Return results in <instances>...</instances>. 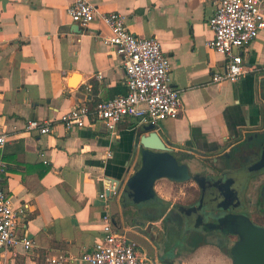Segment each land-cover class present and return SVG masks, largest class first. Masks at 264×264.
Here are the masks:
<instances>
[{"label":"crops","instance_id":"0c3cea01","mask_svg":"<svg viewBox=\"0 0 264 264\" xmlns=\"http://www.w3.org/2000/svg\"><path fill=\"white\" fill-rule=\"evenodd\" d=\"M87 1L99 13L123 15L133 35L159 41L171 63L181 111L154 124V131L190 173L212 180L221 171L220 157L227 170L239 157L259 152L264 30L239 51L245 74L236 82L215 84L211 77L226 58L208 46L213 39L208 19L215 12L209 0ZM69 4L0 0V134L6 136L0 160L7 170L2 186L13 208L24 211L19 233L33 243L30 252L17 247L0 253V264H49L51 259L88 264L79 257L101 239L105 210L113 228L136 243L145 264H232L224 235L187 231L184 221L178 235L171 214L177 199L170 204L172 195L165 190L176 182L158 179L155 196L141 202L126 199L117 187L115 181L125 183L139 167L136 145L150 121L127 118L113 135L99 123L71 130L58 124L75 106L93 109L126 94L120 58L105 42L109 28L99 18L80 28L67 13ZM31 119L51 122L52 132L25 130ZM113 186L115 193L101 199ZM188 188L191 183L179 191L192 200L196 194ZM189 233L194 237L188 239Z\"/></svg>","mask_w":264,"mask_h":264},{"label":"built area","instance_id":"2783aa9c","mask_svg":"<svg viewBox=\"0 0 264 264\" xmlns=\"http://www.w3.org/2000/svg\"><path fill=\"white\" fill-rule=\"evenodd\" d=\"M215 5L214 14L208 19L213 31L209 41L210 49L226 58L222 70L212 75L215 84L236 82L245 74V66L240 50L250 45L264 30V0H209ZM67 13L72 22L80 28L99 18L110 34L106 44L114 48L123 68L126 94L101 101L89 109L78 105L62 115L58 124L65 130L85 129L99 123L115 134L117 126L127 118L148 120L153 125L159 121L175 119L181 111L178 90L171 86V63L154 37H140L130 33L125 25V17L119 13H99L87 0H70ZM97 78H101L98 75ZM48 121L28 120L25 130L40 135L52 132ZM6 136L0 134V148ZM7 175L6 165L0 160V253L14 251L22 247L25 252L32 250L33 243L26 235L19 233L20 217L23 209L16 211L10 196L2 186ZM116 187L107 188L100 194L106 201ZM104 205L103 208H105ZM102 236L90 253H83L79 260L88 264H145V258L135 242L124 233L116 231L107 210L102 216ZM72 259L49 260V264H71Z\"/></svg>","mask_w":264,"mask_h":264},{"label":"water","instance_id":"95a60500","mask_svg":"<svg viewBox=\"0 0 264 264\" xmlns=\"http://www.w3.org/2000/svg\"><path fill=\"white\" fill-rule=\"evenodd\" d=\"M145 131L148 133L141 135L136 145L141 157L139 167L125 183L115 181L117 187H122L126 199L141 202L153 198L154 183L160 178L173 182L193 180L203 192L207 187L213 186V178L207 180L205 177L192 175L186 164L179 163L154 131V125H150ZM201 219L205 233L221 231L223 235H228L229 231L223 227L231 224L238 225L231 231L239 236L238 241L230 249L232 264H264V229L254 227L241 217L230 215L222 217L214 227L208 223L213 220L210 216L202 214Z\"/></svg>","mask_w":264,"mask_h":264},{"label":"flooded vegetation","instance_id":"af4514ba","mask_svg":"<svg viewBox=\"0 0 264 264\" xmlns=\"http://www.w3.org/2000/svg\"><path fill=\"white\" fill-rule=\"evenodd\" d=\"M191 202L186 207H177L187 231L205 233L201 224L202 214L213 219L208 221L211 227L217 225L222 217L230 215L264 229V142L258 153L239 157L227 170L216 172L213 186L207 187L204 192L199 188V196ZM231 225L222 226L229 231L224 237L230 249L239 239L237 234L231 233L238 225ZM213 233L223 235L221 231Z\"/></svg>","mask_w":264,"mask_h":264},{"label":"rangeland","instance_id":"374dc122","mask_svg":"<svg viewBox=\"0 0 264 264\" xmlns=\"http://www.w3.org/2000/svg\"><path fill=\"white\" fill-rule=\"evenodd\" d=\"M219 160L221 161V164L219 165V168L221 169V171L223 170V168H227L229 165H228V163L227 164H224L223 163V159H222V157H220L219 158ZM209 164L211 165V164H213V163H211V162H209ZM192 175H196V174H192ZM190 181V180H189ZM192 184V188H188V190L189 191H191V192H195V196L192 198V200H191V198H188V196H183L182 194H181V192L179 191V189L181 188V187H183V188H185V187H187L189 184ZM255 183V182H254ZM173 184V187L172 186H170V187H167L165 190L167 191V192H170L171 193V195H172V197H170V199H169V203L171 204L173 201H175V199H177V201H176V205H174L173 207V210L171 211V214L172 215H174L175 216V219H176V225H177V231H179L180 233L178 234L179 236L181 235V233H183V230H184V228H183V218H182V216L180 215V213H179V211L177 210V207H186V206H188V205H190L192 202L191 201H194V200H196V198L198 197V190H197V188H199V187H197L198 185H197V183L195 182V181H193V180H191L190 182H186V183H178V182H176V183H172ZM256 184V183H255ZM254 190V189H253ZM252 190V191H253ZM252 194H254L253 192H252ZM180 197L182 198L183 197V201H180ZM187 197V198H186ZM175 230V229H174ZM189 238L188 239H190V238H193L194 236L191 234V233H189V236H188ZM216 240L218 241V242H220V241H222V239H221V236H217V238H216ZM188 243H190V242H188Z\"/></svg>","mask_w":264,"mask_h":264},{"label":"trees","instance_id":"16d2710c","mask_svg":"<svg viewBox=\"0 0 264 264\" xmlns=\"http://www.w3.org/2000/svg\"><path fill=\"white\" fill-rule=\"evenodd\" d=\"M159 203L161 204V205H166V203L165 202H163V201H160L159 200ZM162 214V213H161ZM158 216H160V215H158Z\"/></svg>","mask_w":264,"mask_h":264}]
</instances>
